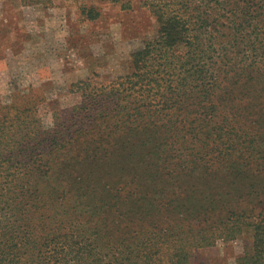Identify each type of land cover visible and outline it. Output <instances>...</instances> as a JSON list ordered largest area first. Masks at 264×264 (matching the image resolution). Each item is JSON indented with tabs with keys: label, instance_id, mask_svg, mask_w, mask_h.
<instances>
[{
	"label": "trees",
	"instance_id": "1",
	"mask_svg": "<svg viewBox=\"0 0 264 264\" xmlns=\"http://www.w3.org/2000/svg\"><path fill=\"white\" fill-rule=\"evenodd\" d=\"M150 1L129 73L49 125L0 100V264H191L246 229L264 264V0Z\"/></svg>",
	"mask_w": 264,
	"mask_h": 264
},
{
	"label": "rangeland",
	"instance_id": "2",
	"mask_svg": "<svg viewBox=\"0 0 264 264\" xmlns=\"http://www.w3.org/2000/svg\"><path fill=\"white\" fill-rule=\"evenodd\" d=\"M157 28L150 0H0V100L31 95L49 125L53 111L79 103V81L129 73L131 51ZM246 230L193 249L191 264H235L249 244Z\"/></svg>",
	"mask_w": 264,
	"mask_h": 264
}]
</instances>
